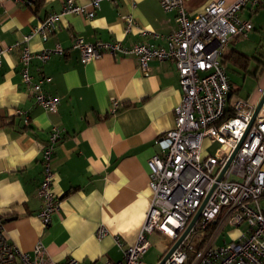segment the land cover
<instances>
[{"label": "crops", "instance_id": "1", "mask_svg": "<svg viewBox=\"0 0 264 264\" xmlns=\"http://www.w3.org/2000/svg\"><path fill=\"white\" fill-rule=\"evenodd\" d=\"M214 1L229 4L235 0H183V6L189 16H195ZM63 2L32 0L27 7L0 0V48H11L0 58L3 229L8 242L19 250L32 253L40 243L55 263L68 259L78 264L117 263L123 255L114 237L123 248L132 246L149 208L147 161L158 153L155 140L174 126L173 110L181 101L178 76L169 60H153L143 73L130 55L104 54L81 64L72 45L75 38H81L90 44L118 42L130 47L146 43L163 48L164 37L177 29L176 14L164 12L158 0L102 1L92 19L66 15L45 42L33 35L28 46L34 53L55 45L64 50L63 56H53L41 66V74L51 78L46 93L59 99L57 112L49 114L35 104L22 83L15 43L48 14L59 12ZM89 2L75 0L87 8ZM261 9L264 4H247L239 17L249 20ZM122 16L133 19L128 33ZM142 32L160 38L145 37ZM236 40H230L224 56L240 52ZM38 67L33 61L30 72L34 77ZM263 72L264 66L260 76ZM258 100L259 96L255 103ZM112 101L118 103L115 113ZM52 126L63 130L51 160L52 191L59 206L45 228L37 217L41 205L37 188L42 177L41 144ZM100 226L108 235L99 240L95 231Z\"/></svg>", "mask_w": 264, "mask_h": 264}, {"label": "built area", "instance_id": "2", "mask_svg": "<svg viewBox=\"0 0 264 264\" xmlns=\"http://www.w3.org/2000/svg\"><path fill=\"white\" fill-rule=\"evenodd\" d=\"M12 1L32 6V0ZM102 1L115 0H90L89 8L77 5L75 0H64L59 12L48 14L20 43H15L22 83L35 104L49 114L57 112L59 99L46 93L45 86L51 78L41 74V66L53 56H63L64 50L55 45L34 53L28 41L37 35L45 42L63 16L92 19ZM158 3L164 12H175L177 21V29L164 37L163 48L146 43L130 47L118 42L90 44L81 38H75L72 45L79 52L81 64L98 60L104 54L130 55L146 73L149 62L169 60L174 65L181 91V101L173 110L174 126L155 140L158 153L147 161L150 203L140 232L135 243L127 248L114 237L123 256L119 262L108 264H145L142 258L150 248L148 237L152 235L162 239L165 250L158 264L182 237L163 264H264V102L251 122L264 88L257 87L259 100L254 105L246 100L231 104L230 81L223 64L230 40L246 37L252 31L251 23L239 17L240 11L247 4L260 6L264 0H235L229 4L214 1L195 16L188 15L183 0H158ZM121 18L128 33L133 19ZM141 35L160 38L154 33ZM10 50V47L0 48V58ZM33 61L39 65L37 77L30 72ZM117 109L118 103L112 101V113ZM14 114L21 112L14 111ZM23 119L27 125L28 117ZM62 136L63 130L52 126L40 149L42 177L37 196L41 205L37 217L45 228L59 206L52 191L51 160ZM204 139L221 148L214 155H207L201 145ZM198 210L197 220L185 234ZM242 225L246 226L244 233H231L229 241L216 245L225 226ZM3 226L0 213V264H78L75 259L53 262L40 243L32 253L19 250L8 242ZM208 229L211 232L207 240L192 254L188 239L197 231ZM107 235L102 226L95 231L99 240Z\"/></svg>", "mask_w": 264, "mask_h": 264}, {"label": "rangeland", "instance_id": "3", "mask_svg": "<svg viewBox=\"0 0 264 264\" xmlns=\"http://www.w3.org/2000/svg\"><path fill=\"white\" fill-rule=\"evenodd\" d=\"M248 21L252 25V31L248 33L246 37H237L236 48L240 52L264 63V9H261L257 13H253ZM227 66H229V64ZM255 67L256 61H253L249 73L252 72V69L255 70ZM249 73L244 74L240 72L238 75L231 71L229 73L227 72L234 90L230 100L231 104L235 103L237 100H246L250 104L255 103L258 97L256 89L257 87H262L264 84V72L261 76L257 75V77H253ZM201 145L203 152L207 155H214L221 148L219 144L210 143L208 139H204ZM245 231V225L240 227L225 226L216 239V245L222 244L223 241H229V235L231 233L238 234L244 233ZM210 232L211 229L206 231L199 230L188 239V242L193 248L191 251L192 254L197 251L200 244L207 240ZM148 242L150 243V248L144 254L142 260L145 264H158L159 258L165 251L162 239L160 237L150 236L148 237Z\"/></svg>", "mask_w": 264, "mask_h": 264}, {"label": "trees", "instance_id": "4", "mask_svg": "<svg viewBox=\"0 0 264 264\" xmlns=\"http://www.w3.org/2000/svg\"><path fill=\"white\" fill-rule=\"evenodd\" d=\"M253 61H256V67L255 70L252 69V72L249 73V69L251 67V63ZM223 64L226 66V71L229 73L230 71L235 73V74H240V72L244 73V74H250L253 77H257L260 76V74L262 73V67L264 66V63L254 59L253 57H250L248 55H245L241 52H237V51H232L231 53H229L228 55L223 57ZM229 64V66H227ZM229 77V75H228ZM230 81V93L228 96V100L230 102L232 94L234 92L233 90V85L232 82L229 78ZM228 102V103H229Z\"/></svg>", "mask_w": 264, "mask_h": 264}, {"label": "water", "instance_id": "5", "mask_svg": "<svg viewBox=\"0 0 264 264\" xmlns=\"http://www.w3.org/2000/svg\"><path fill=\"white\" fill-rule=\"evenodd\" d=\"M263 102H264V94L262 95V97L260 98V100L258 101V103H257V105H256V108H255V111H254V113H253V116H252V119H251V122L254 120V118H255V116H256V114H257V112L259 111V109H260V107H261V105L263 104ZM234 155V153L231 155V157L229 158V160H228V162H227V164H226V167H227V165L229 164V162H230V160H231V158H232V156ZM199 213H200V210H198V212L195 214V216L193 217V219H192V221H191V223L189 224V226H188V228H187V230H186V232H185V234L188 232V230L192 227V225L195 223V221L197 220V218H198V216H199ZM184 234V235H185ZM183 235V236H184ZM183 238V237H182ZM182 238L181 239H179L172 247H171V249L166 253V255L163 257V259L161 260V263L160 264H163V262L165 261V259L170 255V253L175 249V247L181 242V240H182Z\"/></svg>", "mask_w": 264, "mask_h": 264}]
</instances>
